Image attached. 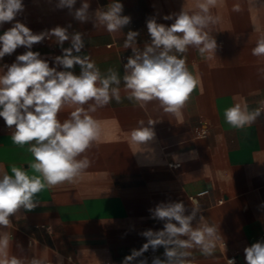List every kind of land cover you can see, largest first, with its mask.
<instances>
[{"label":"crops","instance_id":"crops-1","mask_svg":"<svg viewBox=\"0 0 264 264\" xmlns=\"http://www.w3.org/2000/svg\"><path fill=\"white\" fill-rule=\"evenodd\" d=\"M82 2L77 0L70 11L57 7L59 0H23L25 9L15 20L36 34L57 26L70 35L81 33L84 47L79 55L89 56L101 73L109 68L119 73L121 101L113 99L90 113L99 121L101 135L86 152L89 167L72 183L45 188L36 197V208H21L10 216L7 227L0 226V234L10 238L9 256L23 264L33 258L43 264H124L148 241L144 232L164 228L166 221L154 219L149 209L182 202L185 215L196 209L193 228L207 223L216 227L218 237L208 256L198 246L178 249L188 253L184 257L188 264H228L232 257L237 264H246L244 249L264 242V57L252 55L256 41L264 36V0H222L212 9L219 17L211 28L216 56L206 59L191 47L177 54L198 80L180 116L165 113L155 101L141 108L127 99L122 77L133 53L124 42L129 31L138 32L135 46L143 51L151 43L147 21L155 18L170 26L174 19L163 17L186 6L197 11L194 0H119L122 15L131 19L113 34L103 26L94 27L96 13L107 10L113 0H88L85 22L74 18ZM237 5L240 11H234ZM11 26L4 23L0 34ZM63 47H71V40ZM26 50L18 47L0 60V66L15 62ZM31 50L41 53L50 67L64 70L55 65V57L63 54L55 38H46ZM72 71L79 75V65ZM241 100L250 111L261 109V115L235 129L223 113ZM72 110L64 108L58 119L63 122ZM150 119L157 122L155 138L143 146L131 145L130 131L141 120L148 126ZM30 146L14 144L11 130L0 118V165L9 174L12 165L36 174L28 166L34 162ZM204 190L207 195L195 197ZM144 255L145 251L128 264H153L140 261ZM157 259H167L162 245Z\"/></svg>","mask_w":264,"mask_h":264},{"label":"clouds","instance_id":"clouds-1","mask_svg":"<svg viewBox=\"0 0 264 264\" xmlns=\"http://www.w3.org/2000/svg\"><path fill=\"white\" fill-rule=\"evenodd\" d=\"M76 2L59 0L57 7H67L71 11ZM220 3L222 0H194L197 11H190L186 6L178 14L163 17L164 20L174 19L170 26L157 23L155 18L149 19L146 27L151 43L143 51L135 46L139 33H127L124 47L131 48L133 55L124 65L122 81L129 101L141 108L155 101L165 113L181 115L198 80L188 70L186 59L177 54H184L191 47L206 59L216 56L218 45L211 35V28L219 17L213 15L212 9ZM89 7L88 0H83L81 7L75 9L74 18L87 21ZM24 9L23 0H0V26L12 23L0 34V60L12 55L18 47L27 49L16 56L15 62L0 66V118L11 130L14 144L31 145L28 151L34 162L28 166L36 174L29 175L28 170L15 165L11 166L9 174L0 165V226L3 227L10 224V216L19 209L36 208L39 203L36 197L45 188L72 183L89 167L86 152L101 135L100 123L90 113L113 99L118 103L121 101L119 73L113 68L101 73L89 56L79 55L84 47L81 33L70 35L66 28L57 26L36 34L15 20ZM234 11H240L238 5ZM122 12L123 4L113 0L107 10L96 13L94 27L103 26L110 34L119 33L131 19ZM46 38H55L61 47L63 54L55 57V65L64 70L50 67L48 60L41 58V53L31 50L33 45ZM68 40H71V47L64 48V42ZM252 55L264 57V36L256 41ZM75 65L80 67L79 75L72 71ZM66 107L74 110L61 122L58 113ZM223 115L232 128L242 129L261 115V109L250 111L241 100L226 108ZM155 123L150 119L145 126L143 120L139 121L129 133V143L143 146L152 141L156 135ZM149 211L154 219L166 221L164 228L158 232H144L148 242L139 252L133 251L127 256L124 264L150 246L153 249L164 246L167 258L166 261L156 259L153 264H188L184 259L188 253L178 249L194 246H198L205 256L213 253L214 241L218 239L216 227L205 223L193 228L195 208L190 215H185V205L175 202L160 203ZM182 236L187 239H180ZM9 240L8 234H0V264H23L17 257L9 256ZM244 253L246 264H264V242L253 243L244 249ZM30 264H43V261L33 258ZM228 264H235V261L229 260Z\"/></svg>","mask_w":264,"mask_h":264},{"label":"built area","instance_id":"built-area-1","mask_svg":"<svg viewBox=\"0 0 264 264\" xmlns=\"http://www.w3.org/2000/svg\"><path fill=\"white\" fill-rule=\"evenodd\" d=\"M208 194V190H204V191H201V192H199L198 194H196V196L195 197H202V196H205V195H207ZM148 242V241H147ZM147 242H145V243H147ZM144 243V244H145ZM158 258V247L156 248V249H153L151 246L148 248V250L147 251H145V255H144V258L143 259H141L140 261H154V260H156ZM229 260H234L235 261V264H237V260L234 258V257H232V258H230V259H228L227 260V263H228V261Z\"/></svg>","mask_w":264,"mask_h":264}]
</instances>
